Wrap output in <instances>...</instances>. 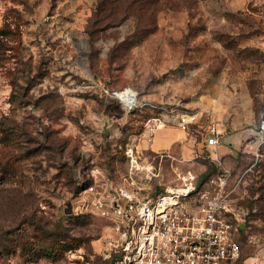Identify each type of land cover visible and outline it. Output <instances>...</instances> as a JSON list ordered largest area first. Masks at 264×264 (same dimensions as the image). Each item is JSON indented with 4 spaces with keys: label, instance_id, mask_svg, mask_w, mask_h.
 Listing matches in <instances>:
<instances>
[{
    "label": "rangeland",
    "instance_id": "rangeland-1",
    "mask_svg": "<svg viewBox=\"0 0 264 264\" xmlns=\"http://www.w3.org/2000/svg\"><path fill=\"white\" fill-rule=\"evenodd\" d=\"M82 30L87 71L63 44ZM114 90L196 113L192 156L154 150L143 124L155 111L125 109ZM211 119L251 256L264 250V0H0V264H115L113 222L82 210L70 161L87 153L123 184L136 138L139 167L161 168L151 195L187 169L203 182L218 170L203 146Z\"/></svg>",
    "mask_w": 264,
    "mask_h": 264
},
{
    "label": "built area",
    "instance_id": "built-area-1",
    "mask_svg": "<svg viewBox=\"0 0 264 264\" xmlns=\"http://www.w3.org/2000/svg\"><path fill=\"white\" fill-rule=\"evenodd\" d=\"M124 92L108 91L129 111L139 108L155 111L143 124L152 139L171 122L184 131L197 122L196 113L183 111L178 105L168 108L140 99L135 91ZM205 129L204 145L208 157L218 167L217 172L203 182L192 169L178 172L179 184L156 195L149 193L151 186L147 180L160 176L161 168L150 162L144 166L146 181H138L136 176L144 168L139 167L141 152L136 138L126 144V154L135 169L129 171L123 184L101 176L97 159L87 153H81L86 160L83 166L70 161L75 183L80 187L82 210L113 222L115 264H239L241 224L234 202L238 181L233 182L232 170L219 156L223 136L220 121L211 119ZM168 155L162 152L158 156L163 159Z\"/></svg>",
    "mask_w": 264,
    "mask_h": 264
},
{
    "label": "crops",
    "instance_id": "crops-1",
    "mask_svg": "<svg viewBox=\"0 0 264 264\" xmlns=\"http://www.w3.org/2000/svg\"><path fill=\"white\" fill-rule=\"evenodd\" d=\"M86 33L82 30L78 33L74 40L72 34H66V38L63 39V44L71 45L76 53V63L78 67L83 68L85 71L87 67V58L90 52V44ZM186 132L176 126H169L161 129L152 139L150 145L154 150L161 148L165 149H177L178 152H182L185 157H191L193 150H195L196 144L193 141L183 143ZM199 144V143H198ZM222 144V140H221ZM204 146V142H203ZM205 147V146H204ZM199 148V146H197ZM221 153V146H220ZM241 264H264V250L251 256H243Z\"/></svg>",
    "mask_w": 264,
    "mask_h": 264
},
{
    "label": "trees",
    "instance_id": "trees-1",
    "mask_svg": "<svg viewBox=\"0 0 264 264\" xmlns=\"http://www.w3.org/2000/svg\"><path fill=\"white\" fill-rule=\"evenodd\" d=\"M139 109H143V108H139ZM75 181V180H74ZM75 183V182H74ZM75 188H76V190L79 192L80 191V187L79 186H77V184L75 183ZM82 214H86V213H82ZM116 259H117V255L115 254L114 255V260L116 261ZM243 259V257L240 259V262H239V264H241V260Z\"/></svg>",
    "mask_w": 264,
    "mask_h": 264
},
{
    "label": "bare ground",
    "instance_id": "bare-ground-1",
    "mask_svg": "<svg viewBox=\"0 0 264 264\" xmlns=\"http://www.w3.org/2000/svg\"><path fill=\"white\" fill-rule=\"evenodd\" d=\"M132 91H133V90H132ZM125 92H126V91H125ZM125 92H124V93H125ZM124 93H123V94H124ZM263 124H264V123H263ZM263 128H264V126H263Z\"/></svg>",
    "mask_w": 264,
    "mask_h": 264
}]
</instances>
